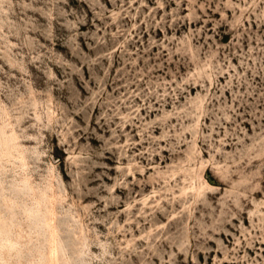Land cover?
<instances>
[{
	"label": "rangeland",
	"instance_id": "obj_1",
	"mask_svg": "<svg viewBox=\"0 0 264 264\" xmlns=\"http://www.w3.org/2000/svg\"><path fill=\"white\" fill-rule=\"evenodd\" d=\"M12 133L0 264H264V0H0Z\"/></svg>",
	"mask_w": 264,
	"mask_h": 264
},
{
	"label": "bare ground",
	"instance_id": "obj_2",
	"mask_svg": "<svg viewBox=\"0 0 264 264\" xmlns=\"http://www.w3.org/2000/svg\"><path fill=\"white\" fill-rule=\"evenodd\" d=\"M17 140H18V136L15 133H12L11 136L8 138H3L0 136V143L4 144L5 147L9 149L10 153L15 154V150H17L19 152V155L22 156L24 158V160H26L24 152L22 151V146L20 145V143L17 142ZM52 203H53V205H55L54 201H52ZM5 220L6 219L3 218V221H5ZM53 220L55 221V216L53 217ZM57 250H58L57 248L54 249L55 254H56V252H58ZM59 259H58V262H59Z\"/></svg>",
	"mask_w": 264,
	"mask_h": 264
}]
</instances>
